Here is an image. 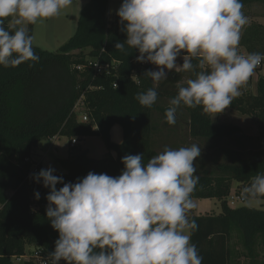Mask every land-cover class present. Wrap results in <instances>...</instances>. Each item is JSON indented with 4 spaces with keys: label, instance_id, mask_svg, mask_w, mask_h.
I'll return each mask as SVG.
<instances>
[{
    "label": "trees",
    "instance_id": "obj_1",
    "mask_svg": "<svg viewBox=\"0 0 264 264\" xmlns=\"http://www.w3.org/2000/svg\"><path fill=\"white\" fill-rule=\"evenodd\" d=\"M243 4H259L264 9V0H243ZM106 6L107 0H88L80 10L73 36L57 53L33 46L40 57L34 66H28L31 62L16 68L0 66V264H13L12 257L24 256L31 246L48 256L59 238L46 216L49 190L42 182H35L30 173L31 156L39 142L54 137L68 141L101 138L106 148L102 158H90L81 150L73 154L75 147L69 148V157L56 161L64 170L56 175L62 176L65 183H75L89 172L118 176L126 154H144L146 163L158 154L155 135L166 142L163 132L177 133L182 122L189 139L213 142L214 153L218 151L216 145L225 140L235 146L234 151H225L231 157L229 162L199 166L193 200L216 199L221 209L216 216H194L192 210L189 214L199 226L192 243L203 257V264H237L238 257L246 264H264V259H260V250L264 254V211L227 205L233 183L242 191L257 174H264V149L246 160L239 158L247 144L260 140L264 144V77H258L255 95L242 91L229 106L239 114L254 116L262 137L244 135L239 127L213 120V114L203 113L200 107L181 105L177 124L170 126L165 119L169 101L177 95V83L193 74L171 72L157 87V102L151 108L141 106L135 97L153 87L151 79L144 76L151 68L136 61L138 51L129 50L125 55L115 49L126 35L117 15L107 20ZM5 27L12 29L7 21ZM28 27L32 35V25ZM240 48L245 54L264 53V26L253 22L247 25ZM88 62L108 65L107 71L95 74ZM77 66H83V70L77 71ZM79 100L87 123L78 121L73 110ZM116 124L122 130L120 144L110 139V129ZM180 141L168 146L178 149L175 145ZM37 191L39 200L34 197ZM7 192H11L9 197ZM236 245L241 247L240 252Z\"/></svg>",
    "mask_w": 264,
    "mask_h": 264
},
{
    "label": "clouds",
    "instance_id": "obj_2",
    "mask_svg": "<svg viewBox=\"0 0 264 264\" xmlns=\"http://www.w3.org/2000/svg\"><path fill=\"white\" fill-rule=\"evenodd\" d=\"M72 3L0 0V66L38 63L28 26L58 17ZM243 7V0H123L116 15L126 40L115 49L125 55L136 50L138 63L156 67L144 73L153 87L136 95L139 104L151 108L157 87L175 72L193 75L177 83L165 111L168 125L177 124L181 105L206 114L229 108L264 62V53L239 51L248 24ZM201 154L195 143L165 147L146 163L144 154H126L118 176L89 172L75 183H65L52 167L33 174L49 190L46 216L59 234L44 264H203L192 243L199 226L189 216L199 183L194 161ZM241 198H264V174L242 189Z\"/></svg>",
    "mask_w": 264,
    "mask_h": 264
},
{
    "label": "rangeland",
    "instance_id": "obj_3",
    "mask_svg": "<svg viewBox=\"0 0 264 264\" xmlns=\"http://www.w3.org/2000/svg\"><path fill=\"white\" fill-rule=\"evenodd\" d=\"M122 2L123 0L109 1L110 8L108 9V13H107L108 21L114 18V16L116 15V11L119 9ZM86 4H87V0H73L72 5L62 10L61 14L58 17L46 19L43 20L42 22H37L35 25H32V36L34 38L33 46L48 53H57L60 50V48L64 44H66L68 40L73 36L76 30L80 10ZM242 11L248 17V22L251 19L257 18L258 16H262L264 14V9L259 4L246 6L245 8L242 9ZM256 20H254V23H258L264 26V18H259ZM8 25L11 26L9 23ZM177 62L181 64L180 60H178ZM170 73H168V77L170 76ZM260 74L261 76H264V62L262 64ZM256 76L257 73H255L252 76V81H255ZM247 88H249V83L247 85ZM212 119L219 121L220 123L235 125L239 127V129L244 135L253 134L262 137V134L258 130L256 118L252 115H242L237 113L236 111L231 110L230 108H227L223 113L213 114ZM255 125L257 127V129L255 128L256 131L254 130ZM180 128L183 133V126H180ZM181 138L182 141L177 142V145H175L178 148L187 147L195 143L202 149L201 157H199L197 161H194V164H197L196 166L198 169L196 174L200 172V167H199L200 165L208 166L211 165V163H216V162H229L231 157L225 151L235 150V146L229 140H225V142L216 145L218 151L214 153L213 150H215V147L213 146L214 144L211 141L205 143L203 140H191L186 135V133H184ZM164 141L165 140L162 137L160 136L156 137L155 135L154 146L158 151V153L162 152L165 149V147L168 146V143ZM58 142L62 143L64 146L67 147L68 143L65 137H60ZM82 143H83L82 146L85 145L87 148H89L90 158L100 159L106 153V148L104 146V143L99 137H86V140ZM38 144H39L38 148H36L34 151H35V155L39 156L42 155L43 148L45 149L47 147V142L44 140L39 142ZM168 147H170V145ZM174 148L175 147H172L171 149ZM262 149H264V144L261 140L259 142H253L251 144H247L246 151L241 152L239 158L241 160H246L250 158L252 153H255L256 151ZM62 151L66 153L67 149L64 148L62 149ZM51 153H52L51 151L50 153H45L46 160L43 169L52 167L55 169V174L64 173L63 168L59 164H55L54 159L51 157ZM235 185L236 183H233L232 186ZM7 195H9V192H7ZM194 203L196 204V207L193 209L195 215L209 213L210 211L213 214H218L221 211L220 203L216 199H194ZM239 207H246V208L264 211V200L258 199L257 201L244 202L243 204H239L236 208ZM233 242L235 243V241ZM236 246L238 248V251L240 252L241 247L238 245ZM29 254L30 252L27 251L26 255ZM260 259L261 260L264 259V254L262 250H260ZM237 264H246V261L242 257H238Z\"/></svg>",
    "mask_w": 264,
    "mask_h": 264
},
{
    "label": "crops",
    "instance_id": "obj_4",
    "mask_svg": "<svg viewBox=\"0 0 264 264\" xmlns=\"http://www.w3.org/2000/svg\"><path fill=\"white\" fill-rule=\"evenodd\" d=\"M109 1L110 0H107V6H106V16H107V13H108V9L110 8V3H109ZM87 2H88V0H87ZM253 5H255V4H253ZM251 6V5H250ZM243 8H245V7H243ZM259 18H264L263 16H258L257 18H254V19H251L249 22H248V24L247 25H249L250 23H254V20H256V19H259ZM108 20V19H107ZM257 21V20H256ZM246 25V26H247ZM245 26V27H246ZM263 26V25H262ZM239 51L241 52V54H245V52H244V50L242 49V48H240L239 49ZM246 55V54H245ZM178 60H180V61H183L182 59H180V58H178ZM262 64H263V62H262ZM261 68H262V65H261V67L257 70L256 69V71H255V73H257V76H256V78H255V81H252V77L250 78V80L248 81V83H249V88H247V85H248V83L242 88V90L241 91H249L251 94H253V95H255L256 94V82H257V79H258V77L259 76H261V74H260V70H261ZM262 77H264V76H262ZM227 124V123H226ZM180 126H183V133H182V130H181V128L179 127V129L180 130H178V132L177 133H172V134H167V132L165 133V132H163L165 135V138H168V140L166 141V143H169V144H171V145H173L174 144V142L175 141H177L178 139H180L181 141H182V136H183V134L184 133H186V135H187V131L188 130H186V124L184 125L183 124V122L181 123V125ZM257 129V127H256V125L254 126V130L256 131V129ZM188 129V128H187ZM114 135V136H113ZM247 136H256V135H253V134H249V135H247ZM59 139H60V137H54V138H52V139H49V140H45L46 142H47V147L44 149L43 148V151H42V155H35V151L33 152V154H32V156H31V162L33 163V164H36L38 167H39V171L41 170V169H43V166H44V163H45V160H46V157H45V153H50V151L52 152L51 153V157L54 159V162H55V164H58L56 161L57 160H59V159H65V158H67V157H69V154L72 152L71 150H69V141L67 140V147L66 146H64L62 143H60V142H58L59 141ZM110 139H111V141L113 142V143H115V144H120L121 142H122V130H121V127L119 126V125H114V126H112V128L110 129ZM164 139V138H163ZM86 140V137L85 138H83V139H80L78 142H79V144H78V146L75 148V150L73 149V154L74 153H76V151L77 150H81V151H86L87 152V155H88V157H89V153H90V150H89V148H87L85 145L84 146H82L83 145V143L82 142H84ZM38 145L39 144H37V147L36 148H38ZM171 145H170V148H172L171 147ZM64 148H66L67 149V152L65 153L64 151H62V149H64ZM44 153V154H43ZM72 155V154H71ZM105 155V154H104ZM111 155L115 158V153L114 152H111ZM37 156V157H36ZM231 192L232 193H239V192H242V191H239L238 190V185H235V186H232V188H231ZM6 195H7V193H6ZM11 195V192H9V195H7V197H9ZM246 202V201H245ZM192 213H193V215L194 216H203V215H208V214H212V215H214V216H216V215H218V214H213V213H211V211L209 212V213H204V214H199V215H195L194 213V210H192ZM237 249V248H236ZM35 250V247H33V246H31V247H28L27 249H26V253H27V251H29L30 252V254L33 252ZM25 253V254H26Z\"/></svg>",
    "mask_w": 264,
    "mask_h": 264
},
{
    "label": "built area",
    "instance_id": "obj_5",
    "mask_svg": "<svg viewBox=\"0 0 264 264\" xmlns=\"http://www.w3.org/2000/svg\"><path fill=\"white\" fill-rule=\"evenodd\" d=\"M142 65L144 66H149L151 68V70L155 71L156 67L154 65L148 64V63H143ZM262 65V64H261ZM88 67L92 68L95 74H101L104 71H107L108 65H100L97 62H88ZM261 66H259L257 69H259ZM77 71H82L83 70V66H77L76 67ZM74 112L77 115V120L83 123H87L88 122V117L84 114V106L82 103V100H79L74 108H73ZM79 140L77 138H74L72 140L69 141V148H75L78 146ZM39 172V168L36 164H32L31 166V170L30 173L32 174H37ZM241 193H230L228 198H227V205L230 208H236L239 204H243L245 202V200H243L241 198ZM47 256H45L42 251L35 249L31 254L29 255H24V256H19V257H12V262L15 264H23L26 263L28 261H33L34 264H44V259H46ZM61 264H63L61 262Z\"/></svg>",
    "mask_w": 264,
    "mask_h": 264
},
{
    "label": "water",
    "instance_id": "obj_6",
    "mask_svg": "<svg viewBox=\"0 0 264 264\" xmlns=\"http://www.w3.org/2000/svg\"><path fill=\"white\" fill-rule=\"evenodd\" d=\"M237 135H239V134H237Z\"/></svg>",
    "mask_w": 264,
    "mask_h": 264
}]
</instances>
